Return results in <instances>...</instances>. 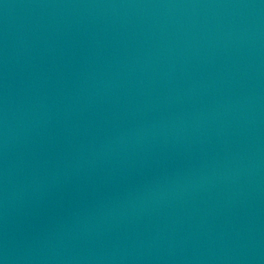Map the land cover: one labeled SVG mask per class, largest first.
<instances>
[{"label": "water", "instance_id": "1", "mask_svg": "<svg viewBox=\"0 0 264 264\" xmlns=\"http://www.w3.org/2000/svg\"><path fill=\"white\" fill-rule=\"evenodd\" d=\"M0 264H264V0H0Z\"/></svg>", "mask_w": 264, "mask_h": 264}]
</instances>
